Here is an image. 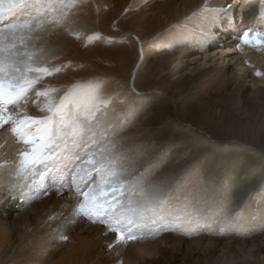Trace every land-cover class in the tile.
Returning a JSON list of instances; mask_svg holds the SVG:
<instances>
[{
    "label": "rangeland",
    "instance_id": "374dc122",
    "mask_svg": "<svg viewBox=\"0 0 264 264\" xmlns=\"http://www.w3.org/2000/svg\"><path fill=\"white\" fill-rule=\"evenodd\" d=\"M170 1L82 0L74 9L80 22L79 38L64 29L46 38L48 46L57 49L59 57L49 66L61 70L43 79L37 88L42 90L52 85L60 90L57 95H62L73 83L100 76L108 79L106 91L114 97L130 95L134 88L140 94L137 99L151 106L125 134L137 139L151 136L162 145L176 139L196 143L199 148L194 161L203 172L224 182L232 207L244 208V220L250 223V230L246 227L243 233L221 234L213 227L192 235L165 231L121 244L116 233L106 225L73 215L80 198L68 160L62 166L59 163L58 170L49 174L45 188L29 191L25 185L31 181L13 175L18 163L7 156L1 157L7 148L0 138V165H7L0 167V196L8 199L0 204L13 207L1 217L0 264H264V197L260 195L264 192V46L247 49L250 45L244 44L240 35L253 27L264 32V17L256 22L264 9V0H250L251 12L240 10L242 0H224L226 11L219 13V27L213 31L225 28L221 32L227 35L214 38L208 44L212 45L211 50L225 45L237 49L230 58L247 56L244 61L247 76L241 75L237 60L231 65L225 62L226 58L209 57L204 61L203 51L198 47L180 58V49L192 46L200 35L202 21L193 14L201 11L209 0L181 22L173 12L149 10L154 2L165 7ZM230 3L235 4L231 8L236 18L233 27L227 24L225 14L230 11L227 8ZM165 17L176 22L166 24ZM177 34L184 43L169 50V43H179V39H173ZM257 72L261 75H256ZM164 98L170 103L165 104ZM35 99L33 94L27 104L10 111L14 116L24 112L43 115L39 111L43 98L39 104L32 102ZM3 130L11 128L5 126L0 132ZM12 135L15 136L13 132ZM19 143L20 152L27 150ZM76 153L84 155L79 147L69 143L67 154ZM54 195L64 200L58 206L53 203L45 213L40 211L39 216V210L34 207ZM24 210L30 216V226L22 239L19 233L25 222L18 219ZM0 211L3 213L1 207ZM92 227L101 231L98 238L87 240L80 235ZM77 236L82 238L78 240ZM75 244H79L78 248L71 253Z\"/></svg>",
    "mask_w": 264,
    "mask_h": 264
},
{
    "label": "snow or ice",
    "instance_id": "6c2138e0",
    "mask_svg": "<svg viewBox=\"0 0 264 264\" xmlns=\"http://www.w3.org/2000/svg\"><path fill=\"white\" fill-rule=\"evenodd\" d=\"M81 3L0 0V129L9 126L27 149L19 153L13 175L30 180L25 186L39 192L57 165L68 160L80 198L73 215L106 225L121 244L165 231L192 235L213 227L221 234L250 230L244 208L232 207L224 182L194 161L196 143L176 139L162 145L151 136L137 139L125 134L151 106L137 99L140 94L134 88L130 95L114 97L106 91L108 79L100 76L75 82L62 95L52 85L38 90L43 79L61 70L49 66L59 57L46 38L60 29L79 38L74 9ZM224 11L205 6L193 14L201 18L204 40L214 39L218 14ZM260 15L264 17V9ZM173 39L179 43H169V50L184 43L180 34ZM241 39L246 45L264 46V32L251 28ZM33 94V103L43 98V115L14 116L10 109L27 104ZM69 143L84 155H68Z\"/></svg>",
    "mask_w": 264,
    "mask_h": 264
},
{
    "label": "bare ground",
    "instance_id": "6f19581e",
    "mask_svg": "<svg viewBox=\"0 0 264 264\" xmlns=\"http://www.w3.org/2000/svg\"><path fill=\"white\" fill-rule=\"evenodd\" d=\"M204 2H205V0H172V1H170V2H168L166 5L167 6H162V5H158L156 2H154V3H152L151 5H150V8H149V10L150 11H154L156 8L158 9V11L160 12V13H164V12H173L172 14L174 15V17H178V18H180L179 19V21L181 20V21H183V20H186L188 17H189V15L194 11V10H200L202 7H204L203 5H204ZM223 3H224V0H209V2H208V7H209V9H223ZM169 5H173L174 6V8L172 9ZM206 5V6H207ZM251 5H253V3H251V1L250 0H247V2H246V0H242V1H240V4H239V6H240V10L241 11H243L244 9H250V7H251ZM169 6V7H168ZM233 7H235V4L233 5ZM232 7V8H233ZM170 9H172L171 11H170ZM230 11L228 12V13H225L226 14V17H227V21H228V25L230 26V24H232L231 25V27H233V23L236 21V18L234 19V16L232 15V9H229ZM248 12H251V9L248 11ZM247 12V13H248ZM180 14V15H179ZM154 15V14H153ZM172 15V16H173ZM179 15V16H178ZM219 15V14H218ZM229 17L231 18V21H230V19H229ZM262 18V16L260 15V14H258V17H257V21L256 22H259L260 21V19ZM244 19V18H243ZM176 19H173L171 22L169 21V19H168V17H165V19H164V21L166 22V24H171V23H174V22H176L175 21ZM180 21V22H181ZM237 23V22H236ZM235 25V24H234ZM205 28H206V25H205ZM256 27H253L252 28V30L254 31V32H256ZM224 31L225 30V28H223V29H220V30H216L217 32H214L213 31V33H214V38H218L219 36H225V35H227V33H225V32H221V31ZM145 31V30H144ZM244 31H246V30H243L242 31V33H240V35H243V32ZM142 36V35H141ZM234 40H236L237 39V37L236 36H234L233 35V37H232ZM212 41V40H211ZM211 41H207V40H204L203 39V36H202V34H201V31H200V35L198 36V37H196L195 38V40H194V43H193V45L191 46V45H187V46H184V47H182L181 49H180V51H179V57L180 58H184L185 56H187L191 51H193L194 49L193 48H196V47H198L199 49H202V53L201 54H203V59H204V61H206V59L208 60V58L210 57H217L218 58V60H224V58H226V60H225V62L226 61H229L230 63V65H231V62L232 61H235L236 62V60H237V64L236 63H234V64H236L237 66L236 67H238V68H240L239 70H240V72H241V75H246L247 76V72L245 73V69H246V65H245V63H244V61L247 59V56H243V60L242 59H239V57H234V58H230V55H234V54H236L235 52H236V50L237 49H233V47H231V46H226L225 45V47H217V48H215V49H213V50H211V48H212V45L210 44V46L208 45ZM251 47V49H253V46H248V47H246L247 49H249ZM256 48V47H255ZM264 48V47H263ZM150 51V50H149ZM210 53V54H209ZM247 54H248V56H250V55H252V54H250L249 52H247ZM178 57V58H179ZM252 57H253V55H252ZM161 58V57H160ZM209 58V59H210ZM216 58V59H217ZM215 59V60H216ZM143 63H145L146 62V58H145V54H143V61H142ZM204 63V62H203ZM234 64H232V66L234 65ZM219 68V67H218ZM249 76V75H248ZM173 80H175L174 78H173ZM261 82V81H260ZM256 83H258V82H256ZM158 88V87H157ZM7 130H3V131H1L0 132V138H3L2 139V143H3V145H5L6 146V148H7V152L6 153H4L1 157L2 158H4L5 156H7V157H9L10 159H11V161H13V162H16V163H18V161H19V150H20V143L17 141V138H16V136H14V135H12V131L10 130V131H7ZM7 134V135H11V137L10 138H8V137H6V135H4V134ZM5 136V137H2V136ZM70 147V146H69ZM73 147V146H72ZM72 150V149H71ZM75 151V150H74ZM75 155V154H74ZM69 162V161H68ZM70 163V162H69ZM61 164V163H60ZM71 165V164H70ZM58 166V165H57ZM60 166H62V164L60 165ZM67 167V166H66ZM70 167V166H69ZM61 171V170H60ZM54 172H56V171H54ZM63 172V171H62ZM51 175V174H50ZM64 175V174H63ZM63 175H61V176H63ZM66 175V174H65ZM65 177V176H64ZM58 178H60V177H58ZM57 178H55V180H56ZM63 179V178H62ZM55 191V190H54ZM55 193H57V192H55ZM58 193H59V191H58ZM61 193V192H60ZM55 196V195H54ZM58 197H59V195H58ZM58 197H53L52 196V198H49V199H45V200H43V201H41L40 202V204H39V207H37V205L34 207L35 208V210L37 209V210H39L38 212H37V214L40 216V211L42 212V213H45V211L47 212L48 211V208L49 207H51V205L53 204V203H55L56 205H54V206H58V204L60 203V201L62 202V200H64V199H59ZM59 200H58V199ZM67 199V198H66ZM75 199V198H74ZM70 200V199H69ZM72 200V199H71ZM77 199H75V201H76ZM8 202V199L7 198H5L4 196H0V203L1 204H3L4 202ZM66 201V200H65ZM67 202V201H66ZM1 204H0V207H1V209H2V211H3V213H1V211H0V222H2L3 220H2V218L1 217H3L7 212H9V211H11L12 210V205H9V204H7V203H5L3 206H1ZM67 204H69V202L67 203ZM52 205V206H53ZM60 206V205H59ZM67 207V206H66ZM72 207V206H71ZM70 207V208H71ZM11 208V209H10ZM39 208V209H38ZM65 208V207H64ZM41 209V210H40ZM72 209V208H71ZM36 210V211H37ZM54 210V209H53ZM30 219V216H29V214H28V211L27 210H24L23 212H22V214H21V216L19 217V219L18 220H20V221H24L25 222V224H24V229L19 233L20 235H21V237H22V239L25 237V235H26V233H27V231H28V227L30 226L29 225V220ZM7 226V225H6ZM91 229V228H90ZM85 230L86 232H84V234L83 233H81L80 235H84V236H86L87 237V240H89L88 239V237H90L91 238V240H95V238H98V236L101 234L100 232V230H99V228L98 227H92V230ZM105 231V230H104ZM104 234V233H103ZM105 235V234H104ZM79 238H82V236H77V239L79 240ZM86 240V239H85ZM104 240V239H103ZM102 240V241H103ZM107 240V239H106ZM80 243V242H79ZM84 243V242H83ZM94 244H97L98 242H93ZM100 243V242H99ZM98 243V244H99ZM79 245V244H78ZM78 245H73L72 247H71V253L75 250V249H77L78 247ZM92 249V248H91ZM70 253V254H71ZM79 254V253H78ZM129 261V260H128Z\"/></svg>",
    "mask_w": 264,
    "mask_h": 264
},
{
    "label": "trees",
    "instance_id": "16d2710c",
    "mask_svg": "<svg viewBox=\"0 0 264 264\" xmlns=\"http://www.w3.org/2000/svg\"><path fill=\"white\" fill-rule=\"evenodd\" d=\"M163 101L165 102V104H166V103H170V101H169L168 99H166V98H164ZM161 110H162V109H161ZM161 112H162V114H163V110H162ZM165 113H166V111H165Z\"/></svg>",
    "mask_w": 264,
    "mask_h": 264
}]
</instances>
